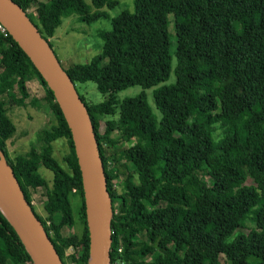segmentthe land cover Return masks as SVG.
<instances>
[{"label": "trees", "instance_id": "trees-1", "mask_svg": "<svg viewBox=\"0 0 264 264\" xmlns=\"http://www.w3.org/2000/svg\"><path fill=\"white\" fill-rule=\"evenodd\" d=\"M13 1L46 40L71 12L86 23L108 18L106 12L91 13L84 0ZM90 1L98 9L119 4ZM239 1L233 8L232 0H133V11L122 10L98 31L99 55L64 68L74 84L93 81L107 96L93 104L78 93L94 127L111 197L110 264H264V0ZM170 15L175 82L152 92L160 119L143 92L124 99L117 111L114 93L135 85L150 88L169 77ZM33 78L44 96L30 101L51 114V125L37 133V145L27 153L10 157L7 141L16 128L6 104L24 106L26 83ZM95 115L117 118L107 120L100 133ZM58 139L69 149L63 166L52 156ZM131 139L133 145H122ZM0 149L63 264H89L70 130L52 91L11 36H0ZM39 167L52 173L51 186ZM113 172L122 179L121 192ZM37 188L45 189L44 215L32 204ZM75 223L79 232L63 235ZM242 230L245 240L237 246L232 237ZM0 264H35L1 209Z\"/></svg>", "mask_w": 264, "mask_h": 264}, {"label": "water", "instance_id": "water-1", "mask_svg": "<svg viewBox=\"0 0 264 264\" xmlns=\"http://www.w3.org/2000/svg\"><path fill=\"white\" fill-rule=\"evenodd\" d=\"M0 22L42 76L62 112L71 133L81 175L89 235V264H110L112 203L87 107L48 40L41 36L37 26L13 0H0ZM0 203L15 217L20 230L0 205L35 264H63L1 149Z\"/></svg>", "mask_w": 264, "mask_h": 264}, {"label": "rangeland", "instance_id": "rangeland-1", "mask_svg": "<svg viewBox=\"0 0 264 264\" xmlns=\"http://www.w3.org/2000/svg\"><path fill=\"white\" fill-rule=\"evenodd\" d=\"M46 1V0H41ZM89 6L90 12L98 10L100 12H106L108 18H101L94 22L86 23L79 19V16L73 12L61 17V23L56 27L54 35L48 40L52 45V49L55 51L57 58L59 59L61 66L67 68L73 64H85L92 60L95 56L101 53L102 41L98 37V31L109 27V18L116 17L122 10H134L133 0H118V6L108 9L106 6L102 8H95L91 5L90 0H84ZM240 4L239 0H232L231 6L233 8L238 7ZM33 7L27 9L28 12H32ZM168 32L170 34V74L167 80L153 86L150 88H142L139 85L131 86L121 91L113 94V98L116 100L117 111L120 108L121 102L130 97H135L139 93L143 92L146 97V101L154 115V117L159 120L161 113L155 107L152 92L154 89L160 86H169L175 82L174 68L176 65V60L174 56L175 49V37L172 24V16H169ZM28 83V84H27ZM26 86L29 91V97L26 100L24 106H16L15 104H6L7 114L15 125L14 135L7 141V149L10 157H14L17 154L27 153L32 145H37V133L50 127L51 114L41 106V104L36 102H31V98L42 99L44 96V89L39 84V82L33 78L27 81ZM75 87L79 94H81L87 103H100L103 102L107 96L101 94L93 81H87L84 83H76ZM17 93V90L15 89ZM7 100V99H5ZM117 115L111 116H99L95 115V119L99 122V132L103 133L105 129V122L109 119H116ZM115 136L118 132L114 133ZM135 143V139H131L128 142H124L122 145L130 146ZM38 147V146H36ZM54 159L63 166V157L69 152L68 145L65 139H58L52 143ZM38 173L41 174L46 180L49 186L52 182V173L45 169L44 167L38 168ZM112 180L114 187L121 192L120 181L121 177H116V173H112ZM211 192V191H210ZM212 194V192H211ZM32 204L34 205V210L41 215H44L42 206L45 201V189L37 188L31 194ZM156 200V199H155ZM74 205L78 204V199L73 198ZM73 232H79V226L77 223L72 225L70 228H64L62 230L63 235H68ZM246 230L239 231L235 233L232 237L235 245L240 246L245 240ZM252 232H248L251 235ZM247 235V236H248ZM72 249L67 250V254L71 253ZM223 260V259H222ZM224 262V261H223ZM220 264H228V262Z\"/></svg>", "mask_w": 264, "mask_h": 264}, {"label": "bare ground", "instance_id": "bare-ground-1", "mask_svg": "<svg viewBox=\"0 0 264 264\" xmlns=\"http://www.w3.org/2000/svg\"><path fill=\"white\" fill-rule=\"evenodd\" d=\"M0 205H2V204L0 203ZM1 207H2L3 211L6 213V215L9 217V219H10V220L15 224V226L18 227V229L20 230V228H19V226H18V223H17L15 217L11 214V212H10V211H9L4 205H2Z\"/></svg>", "mask_w": 264, "mask_h": 264}, {"label": "built area", "instance_id": "built-area-1", "mask_svg": "<svg viewBox=\"0 0 264 264\" xmlns=\"http://www.w3.org/2000/svg\"><path fill=\"white\" fill-rule=\"evenodd\" d=\"M0 36L4 38H7L8 36H10L9 32L7 31V29L1 22H0Z\"/></svg>", "mask_w": 264, "mask_h": 264}, {"label": "crops", "instance_id": "crops-1", "mask_svg": "<svg viewBox=\"0 0 264 264\" xmlns=\"http://www.w3.org/2000/svg\"><path fill=\"white\" fill-rule=\"evenodd\" d=\"M28 84V83H27Z\"/></svg>", "mask_w": 264, "mask_h": 264}]
</instances>
